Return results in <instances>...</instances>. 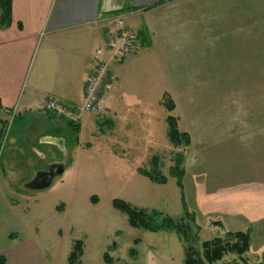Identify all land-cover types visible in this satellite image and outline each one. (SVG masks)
<instances>
[{
	"label": "rangeland",
	"instance_id": "1",
	"mask_svg": "<svg viewBox=\"0 0 264 264\" xmlns=\"http://www.w3.org/2000/svg\"><path fill=\"white\" fill-rule=\"evenodd\" d=\"M214 2L224 16L253 24L240 27L239 43L192 44L187 54L197 57L160 61L142 51V59L152 61L142 81L115 85L113 101L124 117L107 125L101 114L82 115L80 131L66 134L70 143L62 152L40 150L42 157L37 146L22 157L9 152L7 138L21 125L17 115L4 116L0 220L11 212L15 222L4 225L17 231L5 249L8 264H67L77 240L82 253L74 264H183L174 231L130 227L113 199L173 218L184 217L185 206L199 226L195 247L201 254L205 241L220 238L231 246L235 232L249 236L243 253L228 249L210 264H264V0ZM129 25L136 31L140 24L135 18ZM169 115L189 134L188 145L170 143ZM154 156L165 184L141 172L151 169ZM176 157L182 191L170 174ZM52 165L64 172L46 188L32 189L34 177Z\"/></svg>",
	"mask_w": 264,
	"mask_h": 264
},
{
	"label": "crops",
	"instance_id": "2",
	"mask_svg": "<svg viewBox=\"0 0 264 264\" xmlns=\"http://www.w3.org/2000/svg\"><path fill=\"white\" fill-rule=\"evenodd\" d=\"M220 4L214 0H12L11 25L0 29V104L7 110L17 107L15 121L21 130L7 138L9 152L22 157L29 147L37 146L44 154H56L70 143L66 134L80 131V122L75 132L42 104L47 95L70 105L83 101L92 55L103 45L112 13L125 11L129 24L137 18L140 25L134 53L111 66L115 81L105 112L99 115L107 125L124 117L123 106L113 101L118 86L125 80L142 81L140 74L151 67V60L142 59V51L160 61L197 57L187 54L192 44L240 42V27L250 29L253 24L224 16ZM37 153L43 157L41 151ZM2 216L0 254L8 264L5 249L11 238H17V231L4 225L15 222L13 214Z\"/></svg>",
	"mask_w": 264,
	"mask_h": 264
},
{
	"label": "trees",
	"instance_id": "3",
	"mask_svg": "<svg viewBox=\"0 0 264 264\" xmlns=\"http://www.w3.org/2000/svg\"><path fill=\"white\" fill-rule=\"evenodd\" d=\"M120 13L124 12H114L112 13V15ZM11 21L12 0H0V29L8 28L11 25ZM165 104L169 110H172L174 108L173 102L169 98L167 102H165ZM9 111L10 110H7L0 104V146L6 125V119L4 116L7 115ZM166 123L168 139L173 146L181 144L188 145L190 143L189 134L178 130L177 119L175 117L169 115L166 118ZM71 126L75 128V132H77L78 124H71ZM151 162V169L141 170L142 174L154 183L165 184L167 178L161 173L158 167L157 158L155 156L152 157ZM174 162L175 164L171 167L170 174L176 179V184L182 191V177L184 173L183 170L179 168V165L181 163L179 157H176ZM92 200L95 201V198H92ZM111 204L116 210H119L127 216L128 225L132 228H140L150 232H157L162 230L174 231L177 234L179 241L182 243L184 252L183 264H210L215 261L221 260L228 249L235 250L237 254H241L248 248L249 236L245 233L235 232L233 236L234 238H236V242L231 246L227 245V243H223L220 238H214L211 241H205L201 243V254L200 250L196 249L195 247L199 226L195 223L194 214L192 212H189L185 208V206V216L180 218H173L157 210H144L134 208L130 204L120 199H113ZM193 229H195L194 232ZM81 246V241L77 240L74 243L73 250L69 254L67 264H74V262L80 257L82 253ZM130 254L134 255L135 251L131 249ZM104 260L106 263H110V259L108 258V255L106 253L104 254ZM4 261V257L0 256V264H4ZM224 264L236 263L232 262Z\"/></svg>",
	"mask_w": 264,
	"mask_h": 264
},
{
	"label": "built area",
	"instance_id": "4",
	"mask_svg": "<svg viewBox=\"0 0 264 264\" xmlns=\"http://www.w3.org/2000/svg\"><path fill=\"white\" fill-rule=\"evenodd\" d=\"M136 36V31L127 23L125 14L112 15L108 19L103 45L95 49L92 55L93 69L84 82L83 101L70 105L55 96L47 95L42 104L43 109L71 124L79 123L81 116L86 113L104 112L115 81L111 66L134 53ZM17 112V107L14 106L10 114L13 117Z\"/></svg>",
	"mask_w": 264,
	"mask_h": 264
},
{
	"label": "water",
	"instance_id": "5",
	"mask_svg": "<svg viewBox=\"0 0 264 264\" xmlns=\"http://www.w3.org/2000/svg\"><path fill=\"white\" fill-rule=\"evenodd\" d=\"M52 170H53V165L47 171H42L38 173V175L34 177L31 183V188L32 189L46 188V186L50 184L55 174L60 175L62 172H64V168L57 167L55 171Z\"/></svg>",
	"mask_w": 264,
	"mask_h": 264
}]
</instances>
